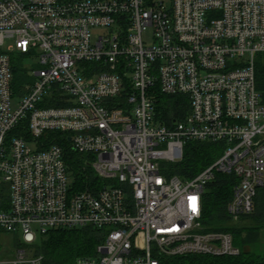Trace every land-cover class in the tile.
I'll return each instance as SVG.
<instances>
[{"label":"built area","instance_id":"2783aa9c","mask_svg":"<svg viewBox=\"0 0 264 264\" xmlns=\"http://www.w3.org/2000/svg\"><path fill=\"white\" fill-rule=\"evenodd\" d=\"M8 41L37 61L21 95ZM259 53L264 0H0V230L33 246L55 229H103L79 264L239 255L231 233L203 231L202 198L217 173H235L227 213L238 220L264 188ZM157 89L187 95L188 115L162 124ZM53 131L92 156L98 191L74 190L63 148L44 145ZM189 140L222 142L224 153L189 180L168 177L164 163L182 160ZM32 251L0 264H42Z\"/></svg>","mask_w":264,"mask_h":264},{"label":"trees","instance_id":"16d2710c","mask_svg":"<svg viewBox=\"0 0 264 264\" xmlns=\"http://www.w3.org/2000/svg\"><path fill=\"white\" fill-rule=\"evenodd\" d=\"M28 54L14 51L11 53L14 74L13 90L18 93L21 85L28 81V69L25 65ZM257 87L264 90V53L256 57ZM125 92L122 94L125 97ZM158 119L164 125H172L174 120H183L191 109L187 95H168L156 90ZM70 103L55 101L48 106H65ZM46 105V106H47ZM24 124L12 133L23 134ZM44 145L59 144L65 154L68 172L72 177V185L76 191H98L104 184L100 181L92 167V156L73 149L68 135L59 131L49 132L44 137ZM224 143L213 141L189 140L184 147L182 160L164 163L163 171L168 176H179L182 180H189L213 164L224 153ZM235 173H217L213 181L209 182L203 194L202 222L204 232L223 231L232 234L234 244L240 248L239 255L211 256L203 254H188L171 258L167 264H264V253L253 252L252 245L258 240L259 226L233 224L227 213L234 187L239 182ZM260 202L259 193L255 198V208L250 215L241 217V221L258 217ZM239 219V220H240ZM4 231L0 230V236ZM1 238V237H0ZM103 229L87 227L83 229H55L46 235H40L33 244L34 254L43 255L42 264H79V259L92 257L97 254V246L104 241ZM16 246H22V240L15 234Z\"/></svg>","mask_w":264,"mask_h":264},{"label":"rangeland","instance_id":"374dc122","mask_svg":"<svg viewBox=\"0 0 264 264\" xmlns=\"http://www.w3.org/2000/svg\"><path fill=\"white\" fill-rule=\"evenodd\" d=\"M144 39L147 43L151 44L153 42V29L151 27H146L144 30ZM13 43L15 45L14 49H12V51H17L16 48V43L15 41H8L7 45L3 48V50H7L8 45ZM37 63V61L35 59H27L25 61V65L28 67H33L35 66V64ZM33 79V76L30 74L28 75V81ZM26 83V82H25ZM27 86L24 85V83L21 85V88L19 90V92L17 93V95H21L22 93H24L27 88ZM19 104V98L18 97H14L13 101H12V106L13 108H16ZM28 146L31 149H36V143L35 142H29ZM72 180V179H71ZM258 193H259V197H260V202L258 203V207L261 208L260 210H258V217H253L250 218L248 220H244L241 221V219L239 220H234L232 219V223L234 224H246L248 226H259L260 229V234H259V238L258 240L252 245V250L253 252L257 253V254H263L264 253V188H259L258 189ZM0 258L2 259H11L13 257H16L17 253H18V248L16 246V241H15V234H11L8 232H3L2 235L0 236ZM22 248H26L27 250H33L32 246H23ZM33 252V251H32Z\"/></svg>","mask_w":264,"mask_h":264},{"label":"water","instance_id":"95a60500","mask_svg":"<svg viewBox=\"0 0 264 264\" xmlns=\"http://www.w3.org/2000/svg\"><path fill=\"white\" fill-rule=\"evenodd\" d=\"M71 140V137H69V141Z\"/></svg>","mask_w":264,"mask_h":264}]
</instances>
